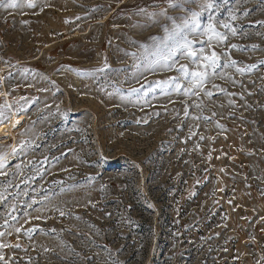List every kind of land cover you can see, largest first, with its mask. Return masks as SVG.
I'll return each instance as SVG.
<instances>
[{"label": "rangeland", "instance_id": "1", "mask_svg": "<svg viewBox=\"0 0 264 264\" xmlns=\"http://www.w3.org/2000/svg\"><path fill=\"white\" fill-rule=\"evenodd\" d=\"M31 3L0 5V264H264V0Z\"/></svg>", "mask_w": 264, "mask_h": 264}, {"label": "snow or ice", "instance_id": "2", "mask_svg": "<svg viewBox=\"0 0 264 264\" xmlns=\"http://www.w3.org/2000/svg\"><path fill=\"white\" fill-rule=\"evenodd\" d=\"M3 0H0V5H2ZM11 6H15V5H11ZM34 5L31 3V0H29V7H33ZM195 16V14H194ZM225 28L228 27V25H224ZM217 37H221L220 33H216ZM226 38V37H225ZM193 44L192 41L189 40H185L182 46H179L181 48L182 51H186L187 52V56L188 58L191 60V63L193 65H197V67L199 68V70H190L189 67L187 65H181L180 68L178 69L179 72H181L185 79L191 78L192 80H199L201 82H203L206 77L208 76V72L207 69L208 68H215L216 63H217V53L215 51H213L211 53V55H204L203 51L201 50L199 53L194 50L191 45ZM235 47V46H233ZM205 61L206 63L204 64H199V61ZM235 62L233 61V64ZM171 67V66H170ZM238 71H240V69H237ZM176 87L179 88L180 84L177 82L176 83ZM17 231H19V229H17ZM2 235V234H0Z\"/></svg>", "mask_w": 264, "mask_h": 264}, {"label": "bare ground", "instance_id": "3", "mask_svg": "<svg viewBox=\"0 0 264 264\" xmlns=\"http://www.w3.org/2000/svg\"><path fill=\"white\" fill-rule=\"evenodd\" d=\"M18 127H19L18 121L15 117H13L10 121V124H9V130L11 132H15V130H17Z\"/></svg>", "mask_w": 264, "mask_h": 264}]
</instances>
